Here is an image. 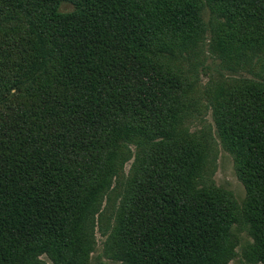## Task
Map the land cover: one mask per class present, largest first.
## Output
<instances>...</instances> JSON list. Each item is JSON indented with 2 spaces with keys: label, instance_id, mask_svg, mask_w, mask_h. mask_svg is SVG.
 Returning <instances> with one entry per match:
<instances>
[{
  "label": "trees",
  "instance_id": "16d2710c",
  "mask_svg": "<svg viewBox=\"0 0 264 264\" xmlns=\"http://www.w3.org/2000/svg\"><path fill=\"white\" fill-rule=\"evenodd\" d=\"M65 1L72 12L59 11ZM204 6L225 21L223 46L258 44L264 0H0V264H86L87 221L127 142L136 152L116 223L99 229L108 259L222 264L234 205L192 184L202 145L176 131L184 88L159 51L200 32ZM225 95L216 124L246 186L249 256L264 264V92L241 81Z\"/></svg>",
  "mask_w": 264,
  "mask_h": 264
},
{
  "label": "rangeland",
  "instance_id": "374dc122",
  "mask_svg": "<svg viewBox=\"0 0 264 264\" xmlns=\"http://www.w3.org/2000/svg\"><path fill=\"white\" fill-rule=\"evenodd\" d=\"M73 10L74 6L69 2L59 5L60 12ZM200 18L204 24L200 32L193 28L187 37L179 35L167 39L166 46L159 50L164 67L175 73L184 88V93L174 104L172 120L180 138L187 134L202 145V159L198 170L193 173V186L213 187L233 202L235 223L224 243L226 251L222 264H256L249 256L252 238L246 220L242 218L246 186L241 180L236 154L219 137L216 122L220 120L218 105L236 83L248 81L254 89L264 92V11L259 12L254 21L259 39L253 48L236 47L238 43L223 46L221 38H224L225 21L223 17L214 16L210 22L207 6H204ZM216 113L219 115L217 120ZM135 152L133 143L127 142L118 174L101 198V211L87 221L85 240L92 242L94 250L86 264H114L104 253L106 236L101 235L99 229L101 227L108 234L116 223L118 203L123 199L125 178H128ZM23 264L53 263L46 254H41L28 257Z\"/></svg>",
  "mask_w": 264,
  "mask_h": 264
}]
</instances>
